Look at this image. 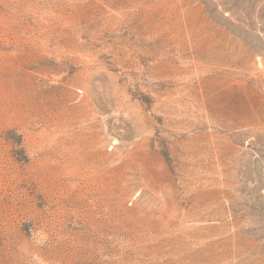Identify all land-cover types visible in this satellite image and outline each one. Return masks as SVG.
<instances>
[{
    "label": "rangeland",
    "instance_id": "374dc122",
    "mask_svg": "<svg viewBox=\"0 0 264 264\" xmlns=\"http://www.w3.org/2000/svg\"><path fill=\"white\" fill-rule=\"evenodd\" d=\"M0 264H264V0H0Z\"/></svg>",
    "mask_w": 264,
    "mask_h": 264
}]
</instances>
